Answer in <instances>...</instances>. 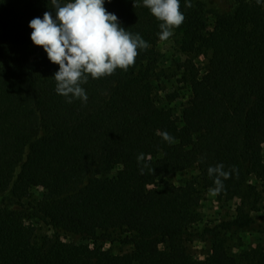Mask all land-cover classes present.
<instances>
[{
    "label": "trees",
    "instance_id": "1",
    "mask_svg": "<svg viewBox=\"0 0 264 264\" xmlns=\"http://www.w3.org/2000/svg\"><path fill=\"white\" fill-rule=\"evenodd\" d=\"M104 7L149 47L127 71L90 77L81 85L86 103H67L55 91L58 65L29 49L28 24L45 11L54 17L51 0H0V191L12 183L21 199L42 190L27 206L0 207V264H264L255 251L238 261L219 239L232 230L264 232L247 212L191 230L200 191L214 188L210 166L231 172L219 200L242 197L252 178L264 187L263 1L233 0L210 30L196 15L183 21L188 56L177 69L188 98L176 116L154 100L160 21L142 0H105ZM191 171L181 185L168 182ZM37 223L54 235L38 233ZM207 240V259H194L190 243ZM115 241L129 251L102 248Z\"/></svg>",
    "mask_w": 264,
    "mask_h": 264
},
{
    "label": "clouds",
    "instance_id": "2",
    "mask_svg": "<svg viewBox=\"0 0 264 264\" xmlns=\"http://www.w3.org/2000/svg\"><path fill=\"white\" fill-rule=\"evenodd\" d=\"M259 3V0H257ZM105 0H68L61 5L59 0H51L53 13L45 11L43 17L30 20V40L41 47L48 60L58 65L52 76L58 95L87 102V94L81 86L88 79H99L115 73L117 69L127 71L135 62L138 50L147 49L149 44L139 34L133 35L120 26L116 15L104 7ZM133 6H140L135 5ZM142 6L160 21V40H167L172 29L179 27L185 17L180 11V0H142ZM192 7L191 3L186 4ZM164 141L173 143L167 132H157ZM138 162L143 154L138 156ZM209 177H214L213 195L224 188V180L231 177L222 164L207 169Z\"/></svg>",
    "mask_w": 264,
    "mask_h": 264
},
{
    "label": "rangeland",
    "instance_id": "3",
    "mask_svg": "<svg viewBox=\"0 0 264 264\" xmlns=\"http://www.w3.org/2000/svg\"><path fill=\"white\" fill-rule=\"evenodd\" d=\"M263 6H264V0ZM190 2L192 7H187ZM233 0H180V11L185 19L190 16H198L204 23V30H210L214 24V14H227L230 12L229 6ZM173 34L167 40L159 41L155 49L159 54V61L155 69L154 78V100L159 108L170 109L176 116L188 98V89L182 81L181 72L177 65L187 58V54L181 49L183 33L179 27L172 29ZM31 51L46 54L41 47L31 46ZM194 58V62L203 71L205 66V55H199ZM262 156L264 158V145L262 147ZM196 172H180L173 174L168 178V182L176 186L183 184L190 176H195ZM13 182V181H12ZM12 183L4 191H0V207L13 209L20 205L27 206L41 198L42 190L31 188L21 199H16L11 193ZM251 188H254L252 190ZM255 202V205H254ZM256 206V210L252 209ZM238 211L247 212L253 217L257 224L264 228V187L255 179H249L244 187L242 197H236L230 200H219L212 194L211 189H202L196 212L198 214L196 222L191 230L200 232L204 227H214L220 222L228 221L236 215ZM38 233H44L53 236V232L41 223L35 225ZM64 241H70V238L60 236ZM219 239L223 240L226 251L229 255L242 261L248 254L255 251L264 258V232L257 228L247 231L232 230L229 232H220ZM212 241L205 242L193 241L190 243V251L194 259L203 261L207 259ZM103 249H108L112 254H121L129 251V246L119 242L104 243Z\"/></svg>",
    "mask_w": 264,
    "mask_h": 264
}]
</instances>
